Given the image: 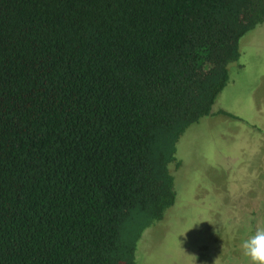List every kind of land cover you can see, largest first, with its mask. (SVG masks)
I'll list each match as a JSON object with an SVG mask.
<instances>
[{"label":"trees","instance_id":"1","mask_svg":"<svg viewBox=\"0 0 264 264\" xmlns=\"http://www.w3.org/2000/svg\"><path fill=\"white\" fill-rule=\"evenodd\" d=\"M263 21L264 0H0V264H135Z\"/></svg>","mask_w":264,"mask_h":264},{"label":"rangeland","instance_id":"2","mask_svg":"<svg viewBox=\"0 0 264 264\" xmlns=\"http://www.w3.org/2000/svg\"><path fill=\"white\" fill-rule=\"evenodd\" d=\"M228 73L218 112L177 142L175 203L142 233L135 264H246L241 242L264 228V21Z\"/></svg>","mask_w":264,"mask_h":264},{"label":"clouds","instance_id":"3","mask_svg":"<svg viewBox=\"0 0 264 264\" xmlns=\"http://www.w3.org/2000/svg\"><path fill=\"white\" fill-rule=\"evenodd\" d=\"M246 264H264V228H258L241 242Z\"/></svg>","mask_w":264,"mask_h":264},{"label":"flooded vegetation","instance_id":"4","mask_svg":"<svg viewBox=\"0 0 264 264\" xmlns=\"http://www.w3.org/2000/svg\"><path fill=\"white\" fill-rule=\"evenodd\" d=\"M261 219V218H260ZM257 228H258V226H257ZM261 228V227H260Z\"/></svg>","mask_w":264,"mask_h":264}]
</instances>
